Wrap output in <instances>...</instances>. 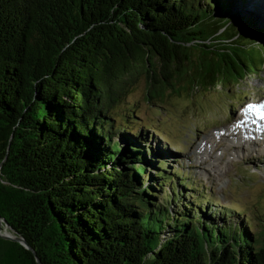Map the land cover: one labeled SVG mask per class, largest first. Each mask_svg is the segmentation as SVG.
<instances>
[{
    "label": "trees",
    "instance_id": "obj_1",
    "mask_svg": "<svg viewBox=\"0 0 264 264\" xmlns=\"http://www.w3.org/2000/svg\"><path fill=\"white\" fill-rule=\"evenodd\" d=\"M237 2L0 0V215L43 264H264L256 214L184 194L150 142L171 134L131 127L127 99L146 78L161 116L191 70L207 91L218 64L256 69L264 26ZM0 264L39 263L0 236Z\"/></svg>",
    "mask_w": 264,
    "mask_h": 264
},
{
    "label": "rangeland",
    "instance_id": "obj_2",
    "mask_svg": "<svg viewBox=\"0 0 264 264\" xmlns=\"http://www.w3.org/2000/svg\"><path fill=\"white\" fill-rule=\"evenodd\" d=\"M238 1L234 10L251 14L259 21L264 19V6H260L264 0ZM252 3L258 5L262 11L257 12L260 17L254 14L252 8L255 6ZM262 25L264 26L263 21ZM221 88V85H217V88L212 87L207 91L203 87L187 91L180 85V91L175 90L166 102L163 101V106L158 109V112L162 111L160 116L156 115V106L161 103L157 104L153 102L154 99L147 97L146 78H142L127 97L130 103H141L140 119L131 127L137 126L138 129L139 124H148L150 121L158 123L159 119L160 127L171 135L160 137L162 143L150 135V142L154 149H161L169 156L165 158H168L176 181L182 177L189 179L190 182L182 184L179 180L178 188L182 189L184 194L205 193L208 196L206 205L213 206L212 209L214 206L219 209L227 207L243 213L244 217L253 216L255 213L254 222L250 225L257 231L264 229V224L259 221V218L264 219V142L258 144L254 139L245 142L244 137L231 141L228 136L233 138L234 129L241 133L252 125L244 123L242 106L250 101L264 100V79L249 77L239 85L231 87L227 83ZM234 104L239 105V110L234 109ZM226 119L230 120L229 123ZM256 122L258 126L263 125L260 119ZM145 126L141 125L142 128ZM226 129L232 130L228 132ZM150 132L158 135L154 129L150 128ZM168 147L181 152L168 153ZM205 147L209 149L205 150ZM193 187H196V190H192ZM215 214L216 219H219L220 211Z\"/></svg>",
    "mask_w": 264,
    "mask_h": 264
},
{
    "label": "water",
    "instance_id": "obj_3",
    "mask_svg": "<svg viewBox=\"0 0 264 264\" xmlns=\"http://www.w3.org/2000/svg\"><path fill=\"white\" fill-rule=\"evenodd\" d=\"M234 64L232 63L231 66L227 62H223V64H218L217 67H215V70L221 71L222 75H217L213 77L215 80V84L213 86H210L209 88H217V85H221L223 88V85H226L229 83V85L234 86V85H239L241 82H245L249 77L251 78H260L264 79V53L262 52L261 57L257 60V65L253 66L256 67L253 71L248 69L246 67L245 62H238L237 66H233ZM237 73L232 74L233 72L237 71ZM200 70H191V73L194 75L195 83L193 84V89L194 88H199L203 87V83L199 82V77L196 76L195 74L199 73ZM231 73L232 78H238L241 76H244L242 78L238 79H233L232 81H227V74ZM256 74V76L254 75ZM190 77V78H187ZM192 77L190 76V73L188 72L187 76H185V79H191ZM186 81V82H187ZM202 84V85H201ZM204 88V87H203ZM221 88V89H222ZM1 166V164H0ZM0 236L8 239H12L15 241L20 242L23 244L27 249H30L35 257L36 260L38 261L39 264H43L41 258L38 256L37 251L35 248L29 243V241L26 239V237L22 234H19L10 224L9 222L0 215Z\"/></svg>",
    "mask_w": 264,
    "mask_h": 264
},
{
    "label": "bare ground",
    "instance_id": "obj_4",
    "mask_svg": "<svg viewBox=\"0 0 264 264\" xmlns=\"http://www.w3.org/2000/svg\"><path fill=\"white\" fill-rule=\"evenodd\" d=\"M256 6V5H255ZM254 14H256L258 17H260L256 12L254 13ZM261 19V18H260ZM262 20V19H261ZM263 22H264V19L262 20ZM249 114L246 112V113H244L243 114V118H245V121H244V123H246V125H250L251 124V121H250V118H249ZM256 117V116H255ZM261 118V117H260ZM259 123V122H258ZM262 124H264L263 122H262ZM260 126V128L261 129H263L264 130V125H259ZM234 135L236 136L237 134H239L240 133V131H238V130H236V129H234ZM264 132V131H263ZM217 134V133H216ZM219 134H221V133H219ZM216 137V136H215ZM213 141V140H212ZM206 149H209V147L207 148V147H205V150ZM200 151H201V149H200ZM217 156V155H216Z\"/></svg>",
    "mask_w": 264,
    "mask_h": 264
},
{
    "label": "snow or ice",
    "instance_id": "obj_5",
    "mask_svg": "<svg viewBox=\"0 0 264 264\" xmlns=\"http://www.w3.org/2000/svg\"><path fill=\"white\" fill-rule=\"evenodd\" d=\"M257 108L264 110V105H249L247 110H255ZM259 114L261 115V118L264 119V111H261Z\"/></svg>",
    "mask_w": 264,
    "mask_h": 264
}]
</instances>
